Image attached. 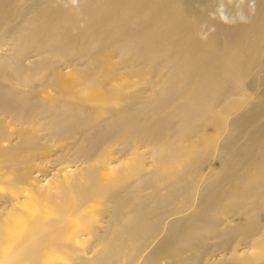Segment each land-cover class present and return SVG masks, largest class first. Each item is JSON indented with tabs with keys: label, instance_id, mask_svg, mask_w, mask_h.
Returning <instances> with one entry per match:
<instances>
[{
	"label": "bare ground",
	"instance_id": "6f19581e",
	"mask_svg": "<svg viewBox=\"0 0 264 264\" xmlns=\"http://www.w3.org/2000/svg\"><path fill=\"white\" fill-rule=\"evenodd\" d=\"M1 29L0 264H134L195 197L142 264H264V0H0Z\"/></svg>",
	"mask_w": 264,
	"mask_h": 264
},
{
	"label": "rangeland",
	"instance_id": "374dc122",
	"mask_svg": "<svg viewBox=\"0 0 264 264\" xmlns=\"http://www.w3.org/2000/svg\"><path fill=\"white\" fill-rule=\"evenodd\" d=\"M2 36H3V30L1 29V31H0V39L2 38ZM7 48H9V47L6 46V45L5 46L1 45L0 46V52L2 54L7 53V50H6ZM60 70L62 72H64V73L68 72V70H64L62 68H60ZM262 79L264 81V63L253 70V72L249 76V79H248L247 83L255 82V81H260L261 82ZM263 89H264V84H261V83L258 84V87L256 88V90L250 96H248L249 99L244 104L245 108H247L251 104V101L254 99V97L259 92H261ZM47 95H49V96L53 95L51 89H47ZM241 113H242L241 110L234 111L232 113V115L229 117V121L231 119H235ZM254 127H255V125H252L251 129H254ZM229 131H231L230 126H226L225 130L223 131V133H224L223 137H225V135H227V133ZM239 142H240L239 144L243 143L244 139H241ZM56 150H57V148H52L50 152L42 151V152L39 153L37 158H39V157L40 158H45L46 157V158L50 159V156H52L55 152H57ZM209 162H210V164L207 166L208 168L206 169V171L202 174V176L200 178L201 183H203L205 180H209V176H210L209 175V172H210L209 167H212V165H213V157L211 158V160ZM33 164H35L37 166H40L39 162H37V161L34 162ZM240 173H241V171H239L238 173H236L235 171L233 172V174H240ZM199 200L200 199H198V197H195L193 199V202H192V204H191L189 209L184 211L182 214H179L177 216L173 215V216H170L169 218H167V220L164 223L160 233L157 236V239L154 242H152L150 245H148L146 248H144V250L141 253L140 257L135 261L134 264H142V262L145 260V258L154 249L156 243L159 242V240L164 236V233H166L167 226H168L167 224L173 222L175 219H179V218L186 217V216L190 215L194 211V209L196 208L197 203H198ZM234 224H235L234 222L230 223V225H232V226ZM221 228H224V227H221ZM249 250L250 249L248 247V244H246V245L245 244H238V241L235 238H232L230 241H227L224 244H222V239L221 238L210 239L207 242L206 249L204 250L203 254H201V256H200V258L198 260V264H207L208 262H213V261L217 262V261L229 258L234 251H238L239 253H241V252H248ZM84 257H87V256H84ZM122 263H125V262L122 261Z\"/></svg>",
	"mask_w": 264,
	"mask_h": 264
}]
</instances>
